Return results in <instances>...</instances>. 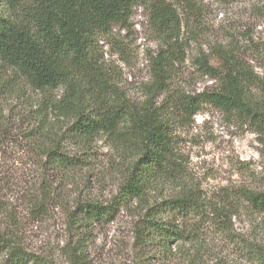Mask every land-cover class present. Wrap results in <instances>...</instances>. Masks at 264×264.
I'll return each mask as SVG.
<instances>
[{
    "label": "rangeland",
    "instance_id": "374dc122",
    "mask_svg": "<svg viewBox=\"0 0 264 264\" xmlns=\"http://www.w3.org/2000/svg\"><path fill=\"white\" fill-rule=\"evenodd\" d=\"M166 1L180 14L183 25L176 60L171 56L169 94L156 100L166 101V111L174 96L215 88L199 66L201 59L216 67L220 56L231 55L264 77V0H195L194 9L187 12L178 1ZM129 25L113 27L99 38L98 56H103L104 69L122 93L141 105L152 83L148 55L166 50L167 45L148 26L140 7L134 9ZM60 95V91L34 92L18 78L0 86V106L8 117L0 148V229L8 226L22 249L46 264H70L67 254L74 247L83 249L87 264H189L173 248L164 259L154 247H140L134 237L140 213L136 204L122 208L111 222L94 226L77 244V231L70 229L67 212L77 201L106 205L124 175L116 147L106 137L88 145L67 136L62 140L67 153L80 156L86 165L70 178L43 168L41 150L46 140L29 142L26 133L45 121L48 132L62 134L65 127L49 107ZM170 122L178 183L158 189L151 198L175 196L184 191L177 188L182 185L196 191L206 213L226 215L225 222L205 217L199 225L204 251L196 264H264V214L252 212L234 195L238 188L261 186L264 160L256 136L209 105L192 118L175 116ZM36 203L44 204L41 211L33 206Z\"/></svg>",
    "mask_w": 264,
    "mask_h": 264
},
{
    "label": "trees",
    "instance_id": "16d2710c",
    "mask_svg": "<svg viewBox=\"0 0 264 264\" xmlns=\"http://www.w3.org/2000/svg\"><path fill=\"white\" fill-rule=\"evenodd\" d=\"M175 1L186 12L195 7V0ZM136 7L143 10L148 26L164 37L163 44L167 45L166 50L160 48L148 55L152 83L141 105L122 93L104 69L97 48L98 39L110 34L113 27L130 26ZM182 27L180 14L166 0H0V86L18 78L34 92H61L59 100L49 107L65 127L62 134L48 132L45 121L35 123L26 133L29 142L41 137L46 140L41 150L43 168L67 179L86 167L83 158L63 148L61 142L66 136L83 145L106 137L119 155L124 177L111 201L106 205L77 201L66 214L70 229L77 231V244L94 226L111 222L122 208L136 204L140 213L134 223V237L141 248L154 247L164 259L173 248L189 264L198 263L204 251L199 225L205 217L225 222L226 215L222 211L206 213L202 198L182 185L177 188L184 191L175 196L151 198L158 189L178 183L170 130V120L175 116L189 119L203 105L212 106L256 136L264 160V77L231 55L220 56L216 67L199 61L216 84L212 90L174 96L167 111L166 101H156L169 94L171 56L176 60ZM168 47H174L172 52ZM6 119L0 106V148ZM261 181L258 188L234 191L235 197L256 214H264V177ZM33 206L41 211L44 204ZM184 245L191 250L186 251ZM77 248L68 252L69 263L87 264L83 249ZM0 264L46 263L26 253L7 226L0 229Z\"/></svg>",
    "mask_w": 264,
    "mask_h": 264
}]
</instances>
